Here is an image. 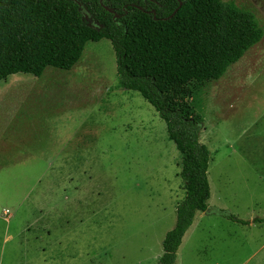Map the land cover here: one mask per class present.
I'll return each instance as SVG.
<instances>
[{"label": "rangeland", "instance_id": "obj_1", "mask_svg": "<svg viewBox=\"0 0 264 264\" xmlns=\"http://www.w3.org/2000/svg\"><path fill=\"white\" fill-rule=\"evenodd\" d=\"M223 1L252 13L262 37L220 79L191 84L187 100L209 152L208 206L257 222L210 216L213 234L195 243L210 255L198 264H242L245 251L264 250V0ZM179 172L164 122L119 87L108 40L85 43L68 71L7 77L0 264H156L184 198Z\"/></svg>", "mask_w": 264, "mask_h": 264}, {"label": "trees", "instance_id": "obj_2", "mask_svg": "<svg viewBox=\"0 0 264 264\" xmlns=\"http://www.w3.org/2000/svg\"><path fill=\"white\" fill-rule=\"evenodd\" d=\"M180 1L164 20L177 0H102L117 19L100 0H80V6L67 0H0V82L19 73L40 77L47 67L68 71L85 43L106 39L115 54L119 87L137 92L164 122L180 156L184 198L156 264H175L197 213L247 224L208 206L209 152L199 143L201 118L187 96L191 84L220 79L262 32L255 16L232 2Z\"/></svg>", "mask_w": 264, "mask_h": 264}, {"label": "crops", "instance_id": "obj_3", "mask_svg": "<svg viewBox=\"0 0 264 264\" xmlns=\"http://www.w3.org/2000/svg\"><path fill=\"white\" fill-rule=\"evenodd\" d=\"M210 216H216V215H214L213 213L204 212V213H201L200 216H197L196 218L194 217L192 225L190 226V228L185 233V235L181 241V244L177 250L175 264H185V262L187 264H198L197 262H199V260L201 258H204L205 260H207V258L210 255L209 251H206V249L204 248L203 245L201 247V243L197 244L195 247V243L197 241V237H200L203 240V238L208 239V237L213 234L212 229L209 227ZM216 217L220 218V220H221V217H219V216H216ZM222 219H224V218H222ZM224 221H225L224 224L226 222H228V223L232 222V221L227 220V219H225ZM241 221H243V220H241ZM256 222L257 221H248V222H246L247 223L246 225H241L239 223H237V224L241 225L243 227H248V226L251 227V226H254L256 224ZM233 223H236V222H233ZM224 227H226V226H224ZM185 250H187V253H188V257H186V259L183 256V252ZM260 253H263V254H261V256H258ZM199 256H201V257L199 258ZM244 256L246 258L243 260L244 263H242V264H249L248 262L251 261V259H253V257H255V259L258 258L254 264H264V250L262 248L257 249L256 252L253 254L249 253V251H245ZM200 264H221V263L212 262V263H200ZM223 264H227V263L225 261H223Z\"/></svg>", "mask_w": 264, "mask_h": 264}, {"label": "water", "instance_id": "obj_4", "mask_svg": "<svg viewBox=\"0 0 264 264\" xmlns=\"http://www.w3.org/2000/svg\"><path fill=\"white\" fill-rule=\"evenodd\" d=\"M67 1L75 2V3L79 4V6H80V0H67ZM177 1H178V6H177V8L173 11V13H172L170 16L164 18V20L171 18V17L176 13V11L180 8V6L182 5V2H181L180 0H177ZM100 4H101V6H102V8H103L104 10H106L108 13L113 14V19H117V18L119 17L117 14H114V11H113L112 9L108 8L107 6H105V5L102 3V0H100ZM137 8H138V7H137ZM138 9H141V8H138ZM152 14H153V16H154V18H155V14H154V12H152ZM84 18L87 19V18H88L87 15L84 14Z\"/></svg>", "mask_w": 264, "mask_h": 264}, {"label": "built area", "instance_id": "obj_5", "mask_svg": "<svg viewBox=\"0 0 264 264\" xmlns=\"http://www.w3.org/2000/svg\"><path fill=\"white\" fill-rule=\"evenodd\" d=\"M4 213H5V214H7V212H6V211H5Z\"/></svg>", "mask_w": 264, "mask_h": 264}]
</instances>
